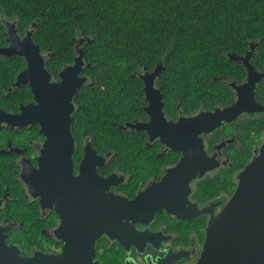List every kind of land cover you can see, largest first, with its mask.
<instances>
[{"label": "flooded vegetation", "instance_id": "1", "mask_svg": "<svg viewBox=\"0 0 264 264\" xmlns=\"http://www.w3.org/2000/svg\"><path fill=\"white\" fill-rule=\"evenodd\" d=\"M0 20L4 33L7 22L15 24L17 33L21 37L27 31H32V23L29 28L19 32L18 22L15 19L3 17ZM81 37L84 36L79 34L74 37V52L75 44H78ZM6 44L7 41L2 45ZM248 48L242 53H236L245 54ZM256 50L257 45L251 56L252 61ZM43 53H46V61L50 53ZM72 62L58 66L44 65L50 75L49 80L59 81V72ZM159 63L162 65H158ZM25 67L26 65H23L15 73L14 79L9 81V86L4 91L11 92L19 87H27L30 94L18 102L16 109H8L6 104L0 105V109L14 113L19 111L21 104L36 103L28 84L12 88L16 75ZM88 67L90 66L82 65L78 75L84 77L85 82L72 99L74 110L71 114L70 133L74 144L73 174H78L84 146L90 142L97 154L104 157L105 162L101 166H96L97 175L102 179L97 182V190L92 191L94 198L90 200L88 210H85L86 220L94 226H98L101 222V226L108 229L110 234L104 231L95 238L93 247L85 251L81 258L89 260L87 264H196L203 248L210 218L219 213L229 199L237 186L240 172L256 156L263 142L264 102L259 99L260 96L256 92L258 86L264 83V77L261 76L256 81L253 89L254 99L262 107L260 110H241L229 115V118H223L218 126L209 131L199 132L196 136L191 133L186 136L187 132L184 135L186 137L183 136L199 149L201 139L205 158L211 166L201 176H196L189 182L190 190L182 202L176 198L168 200L170 207H176L179 215L168 213L167 209L162 208L160 211H155L153 217L145 222L134 219L127 210L118 213L119 199L122 201L132 199L149 186L157 184L166 169L174 166L187 153L183 148L172 149L167 146L161 141L159 134L154 136L156 133L154 129L148 131L142 128V123L151 121L150 114L144 109L149 106V100H146L143 75L152 73L158 67V72L152 80L153 87L158 89V92L153 97L158 99L157 103H161L160 108L167 121L176 122L181 117L190 118L199 113H204L205 118L211 120L213 118L209 117V113L216 108L223 109L237 99L235 86L241 87L248 83L247 67L242 64L234 67L230 65L231 68L224 65L217 69L216 75L205 74L209 80L219 83V90H210L207 101L201 96L199 103L187 110L180 101L173 105L168 100L164 84L167 82V79L165 82V74L170 69L169 65H164L161 59L152 67L135 65L130 76L141 84L142 104L140 109L136 107L138 108L136 115L124 122H131L134 126L127 129L117 128L118 131L129 132L131 157L124 159V167L115 166L112 169L106 166L110 151H98L93 143L94 134L75 125V113L77 108L81 107L78 101L79 91L94 84L86 70ZM252 68L255 74L264 72V65H252ZM9 88H12L11 91ZM134 94H137V87L134 88ZM246 94L247 91L244 96ZM114 124L117 126V123ZM46 139L47 136L40 131L38 123H28L24 126L0 123V264H8L6 257L11 254L20 258L36 256L43 260L42 258L57 256L63 250L64 241L57 236L61 219L56 212L55 201L44 200L42 203L41 195L32 196L21 177L23 169L21 160H28L34 168L39 167V158ZM112 173L115 174L114 182L105 189L104 178ZM10 178L13 179L12 188L9 184ZM39 181L40 179L37 187L41 188ZM179 186V182L170 183L169 195H173L174 188ZM105 194L114 198L112 205L117 215L101 217L105 202L100 198ZM126 209L129 210L128 207ZM72 256V253L66 254V259L71 260Z\"/></svg>", "mask_w": 264, "mask_h": 264}, {"label": "trees", "instance_id": "2", "mask_svg": "<svg viewBox=\"0 0 264 264\" xmlns=\"http://www.w3.org/2000/svg\"><path fill=\"white\" fill-rule=\"evenodd\" d=\"M0 14L15 19L19 32L35 22L32 38L50 53L48 66L72 62L77 35L91 39L83 49L94 84L79 91L75 125L94 134L98 151H110L109 169L124 167L131 157L129 132L114 123L130 120L142 104L141 84L130 76L135 65L152 67L160 59L169 65L164 90L170 103L180 101L187 110L219 90L205 74L241 65L228 52L242 53L256 41L253 63L264 65V0H0ZM5 43L0 20V45ZM23 65L20 56L0 57L1 106L16 109L30 94L27 87L4 91ZM256 93L264 102V83Z\"/></svg>", "mask_w": 264, "mask_h": 264}, {"label": "water", "instance_id": "3", "mask_svg": "<svg viewBox=\"0 0 264 264\" xmlns=\"http://www.w3.org/2000/svg\"><path fill=\"white\" fill-rule=\"evenodd\" d=\"M35 22H32L34 26ZM6 45L0 46V56L17 55L24 59L26 67L17 75L12 88L21 84H28L36 103L21 104L18 112H7L0 109V123L6 122L11 126H24L28 123H38L40 131L47 139L39 158V167L28 160H21V177L32 196L41 195L42 203L55 201V209L61 223L57 229V236L63 241V250L52 258L33 256L28 258L6 257L8 264H87L90 261L82 259V254L91 249L97 238L108 229L94 226L87 222L85 210L94 198L92 191L97 190V182L101 177L97 175L96 166L104 164V157L99 156L88 142L84 146V155L78 165V174H73L72 153L74 150L73 137L70 133L73 96L85 82V78L78 75L82 65L90 66L84 61L83 41L90 42L88 36L81 37L75 44L76 55L73 62L59 72L60 80L51 82L50 75L45 69V55L39 45L32 38V31H27L23 37L19 36L14 23L5 24ZM257 42L249 41V48L245 54L228 52L229 60L239 61L246 65L249 81L236 87L237 99L223 109L216 108L209 113L207 120L204 113L194 117H181L176 122L167 121L161 110V103L153 96L158 89L153 87V77L158 67L143 75L144 91L149 106L145 111L150 114L151 121L142 123V128L155 130L161 136V141L172 149L183 148L184 154L176 164L167 168L157 184L149 186L136 197L122 201L119 199L117 212L127 210L134 219L149 221L155 211L162 208L168 213L179 215L176 207H170L168 200L186 198L190 190L189 182L196 176H201L210 168L207 163L202 142L200 149L192 141L183 138L186 134L197 135L199 132L209 131L218 126L223 118L236 114L241 110H260L262 107L255 101L253 89L256 81L264 72L255 74L251 59ZM158 65H162L159 63ZM254 75V76H253ZM233 84V83H232ZM12 88H9L11 91ZM245 91H247L246 96ZM233 113H229V112ZM134 126L131 122L117 124L118 129ZM190 129L193 131H190ZM184 136V137H186ZM152 138V137H150ZM10 145V143H9ZM114 173L104 178V188L113 183ZM179 178V181H178ZM38 179L41 188L37 187ZM179 182V188L171 191L170 183ZM100 189V187H99ZM184 191V192H183ZM104 199V213L101 217L117 215L113 209L110 195L101 196ZM58 202V204L56 203ZM129 208L126 209V208ZM203 210H200L202 212ZM72 253V259H66V254ZM1 260V258H0ZM41 261V262H40ZM196 264H264V139L256 156L239 174L236 188L219 213L212 216L206 227V235L202 251Z\"/></svg>", "mask_w": 264, "mask_h": 264}, {"label": "rangeland", "instance_id": "4", "mask_svg": "<svg viewBox=\"0 0 264 264\" xmlns=\"http://www.w3.org/2000/svg\"><path fill=\"white\" fill-rule=\"evenodd\" d=\"M0 16H1V14H0ZM1 18H3V17H1Z\"/></svg>", "mask_w": 264, "mask_h": 264}]
</instances>
